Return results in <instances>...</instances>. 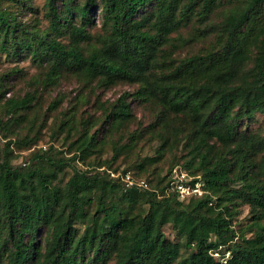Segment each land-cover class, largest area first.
<instances>
[{
	"label": "trees",
	"instance_id": "trees-1",
	"mask_svg": "<svg viewBox=\"0 0 264 264\" xmlns=\"http://www.w3.org/2000/svg\"><path fill=\"white\" fill-rule=\"evenodd\" d=\"M182 1L46 0L50 23L43 29L20 18L31 9L30 0H0V53H30L49 63L50 81L69 68L101 85L139 82L137 91H125L111 105L108 123L120 126L132 119L131 94L160 103L162 119L184 113L188 127L171 121L157 128V152L185 131L184 163L191 172L202 169L205 180L202 195L181 202L176 193H164L170 170L158 185L142 188L75 166L66 178L70 162L46 153L35 152L33 158L48 168L28 169L26 162L12 163L9 149L0 157V264H264V135L237 125L240 117L264 115V0H242L218 24L198 28L201 33L215 29L219 49L166 72L160 50ZM216 1L203 0L199 13L207 16ZM195 3L184 0L178 18L192 13ZM97 5L110 31L84 52L79 40L87 36ZM63 27L74 42L55 35ZM250 57L252 66L245 70ZM33 99L27 93L5 100L10 119L18 120ZM140 135L134 131L132 140ZM98 143L97 130H84L70 146L86 161ZM123 148L115 146V154ZM147 159L139 163L142 170L156 160ZM242 203L252 216L245 228L236 222ZM167 224L174 238L166 233ZM216 249L230 251L227 261L213 254Z\"/></svg>",
	"mask_w": 264,
	"mask_h": 264
},
{
	"label": "rangeland",
	"instance_id": "rangeland-1",
	"mask_svg": "<svg viewBox=\"0 0 264 264\" xmlns=\"http://www.w3.org/2000/svg\"><path fill=\"white\" fill-rule=\"evenodd\" d=\"M75 1L79 3L84 0ZM241 1L217 0L211 12L203 16L199 13L203 0H196L192 13L186 14L182 19L181 15L179 18L178 16L180 10L184 8L183 0L178 9L177 19L174 20L175 27L167 32V40L160 50L161 62L165 64L162 70L168 72L184 59L219 49L218 32L214 29L201 33L198 28L205 29L209 26L208 23L218 24L231 8ZM30 2L31 9L26 15L21 13L20 18L43 29L47 28L50 18L47 16L46 0ZM59 5L63 6V3L59 2ZM102 14L101 6H95L92 21L87 25L88 34L79 40L84 52H89L94 46L99 45L98 39L101 35L110 31V24L104 22ZM76 20L77 24L81 23V18L78 17ZM55 35L66 43L74 42L71 32L65 27ZM251 66L252 57L245 62L244 69L247 70ZM49 70V63L41 61L38 57L34 58L30 53L21 56L5 51L0 53V84H4L0 87V157L12 149L14 150L12 163L20 165L26 162L28 169H35L38 165L48 168V164H42L33 158L35 152L46 153L70 162V166H66L63 172L66 178L72 174L74 166L89 170L91 174L100 171L103 175L125 183V174L129 172L136 181L146 180L149 183L148 188L158 185L159 180L169 173V170L171 176L174 168H182L192 176L193 174L202 176V169L191 172L184 163L188 152V146L185 145L187 139H182L185 131H182L179 137L172 136L164 152H157L161 145L157 128L165 127L166 123L171 121L183 128L188 127V118L184 113H167L162 119L163 107L160 103L155 99L131 94L128 99L133 111L132 119L123 125L111 126L107 120L111 105L125 91L132 93L137 91L139 82L120 80L109 85H101L76 69L69 68L63 69L54 81H50L46 78ZM3 87L5 90L2 95ZM27 93L34 95L31 107L22 109L20 112L23 115L18 120L10 119L5 100L12 97L21 98ZM237 125L240 130L264 135L263 114L256 113L251 118L240 117ZM84 130H89L90 133L97 130L99 140L97 149L85 158L86 161L80 159L79 153L70 146ZM140 130V137L132 140L131 134ZM26 138L33 143L29 145L22 143V139ZM115 146L124 148L115 154ZM215 146L218 149L219 144L216 143ZM75 154L76 159H72ZM147 156L156 160L152 163L146 162V170H142L139 163L149 161ZM204 185L205 183L203 184L205 192ZM164 193L173 192L166 188ZM188 200L179 198L181 202ZM236 220L237 224L244 228L252 223L248 204L242 203L238 206ZM165 231L171 238L175 237V230L171 224L165 226ZM109 264H114V261L111 260Z\"/></svg>",
	"mask_w": 264,
	"mask_h": 264
},
{
	"label": "built area",
	"instance_id": "built-area-1",
	"mask_svg": "<svg viewBox=\"0 0 264 264\" xmlns=\"http://www.w3.org/2000/svg\"><path fill=\"white\" fill-rule=\"evenodd\" d=\"M125 179L126 184L129 186L138 185L144 188L149 187V183L146 180L136 181L129 172L125 174ZM203 181L205 183L203 176L194 174L192 176L182 168H174L167 188L173 193H176L179 198H186L191 195H202L204 193ZM212 252L215 256L218 255L217 258L223 262L227 261V258L230 256V251L221 254V252L216 249Z\"/></svg>",
	"mask_w": 264,
	"mask_h": 264
}]
</instances>
